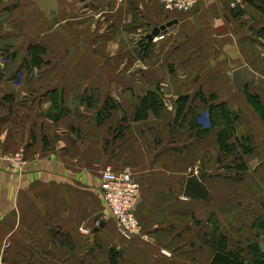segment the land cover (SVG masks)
<instances>
[{"label": "crops", "instance_id": "obj_1", "mask_svg": "<svg viewBox=\"0 0 264 264\" xmlns=\"http://www.w3.org/2000/svg\"><path fill=\"white\" fill-rule=\"evenodd\" d=\"M56 1L47 14L35 0H0V155L25 158L19 170L0 159V264H212L208 220L245 246L264 204V153L227 178L208 107L224 103L238 114L236 137L264 142L248 100L264 105V17L244 0L170 14L158 0ZM30 46L42 60L28 59ZM243 67L254 81L238 90ZM148 93L162 110L134 122ZM181 97L190 112L176 125ZM107 101L116 109L98 123ZM106 167L140 183L133 241L117 235L103 198ZM204 172L207 198L184 196L189 175Z\"/></svg>", "mask_w": 264, "mask_h": 264}, {"label": "trees", "instance_id": "obj_2", "mask_svg": "<svg viewBox=\"0 0 264 264\" xmlns=\"http://www.w3.org/2000/svg\"><path fill=\"white\" fill-rule=\"evenodd\" d=\"M253 10H257L262 17H264V0H244ZM235 10V7H234ZM242 14V10L235 11V17H239ZM258 37L264 39V28L256 31ZM44 54V50L40 46H30L28 49V59L32 61L36 58L42 60L41 55ZM39 61V60H38ZM84 99H90V97H85ZM248 100L252 104L253 109L260 115L262 122H264V105L261 104L260 100L257 99L256 96L248 95ZM188 101V97H181L177 101V113L174 119V123L176 125L179 124V121H183L184 123L187 119V115L190 112L189 107L187 109V113L185 112V107ZM163 107L162 98L157 94L148 93L138 101L135 106V116L133 118L134 122H142L148 117L149 112H153L155 115H159ZM116 109V105L107 101L102 109L97 114V122L103 123L112 113L113 110ZM209 115H210V124L212 127H221L222 129L217 134V146L220 150L225 153L230 154L231 152L234 154V151H239L240 157L236 156L233 160L232 165H223V169L225 170L226 177L228 178V174H232L235 172V176L237 174H241L242 171L246 170V166L243 163L242 157L246 156V154L252 153L254 142L252 138L245 136L242 138L236 137L234 134V127L236 125V121L238 119V114L236 112H232L226 109L224 103H218L216 105H211L208 107ZM195 123L194 120H192ZM180 122V123H181ZM199 131V130H198ZM207 130L199 131L198 133L202 134ZM232 139V143L229 142ZM220 152V151H219ZM222 153V152H221ZM227 155V154H224ZM241 158L239 160L238 158ZM237 161V162H236ZM262 208H264V204H262ZM210 231L208 234V238H210V247L215 252L214 259L212 264H264V250H261L259 247V242L257 239L260 237H264V212L255 219L252 228L254 230V241H248L245 243V246H241L240 244H232L229 242L228 238L223 234L219 233L218 227L214 225V223L210 222ZM249 260V261H248ZM116 260L114 259L113 264H115Z\"/></svg>", "mask_w": 264, "mask_h": 264}, {"label": "built area", "instance_id": "obj_3", "mask_svg": "<svg viewBox=\"0 0 264 264\" xmlns=\"http://www.w3.org/2000/svg\"><path fill=\"white\" fill-rule=\"evenodd\" d=\"M164 12L184 13L192 9L198 0H158ZM11 168L19 170L25 164L23 153L19 151L11 156L2 157ZM103 198L114 218L116 233L120 238L133 241L139 235V228L135 219V209L139 202L140 183L135 179L131 170L114 171L109 167L101 173ZM7 247V246H6ZM164 255L169 253L161 251Z\"/></svg>", "mask_w": 264, "mask_h": 264}, {"label": "water", "instance_id": "obj_4", "mask_svg": "<svg viewBox=\"0 0 264 264\" xmlns=\"http://www.w3.org/2000/svg\"><path fill=\"white\" fill-rule=\"evenodd\" d=\"M39 3L40 8L42 11L44 10L47 14H53L57 8V1L56 0H35ZM169 26V25H167ZM162 29L165 30L166 26H162L154 30L151 35L147 36V41H151L152 38L157 34V32ZM232 81L234 86L238 90H243V88L253 83L254 81V74L248 67L240 68L233 72ZM206 176V173H201L199 175L190 174L187 179V184L184 190V196L188 198H194L198 200H204L207 198V192L205 187L202 184V180Z\"/></svg>", "mask_w": 264, "mask_h": 264}, {"label": "rangeland", "instance_id": "obj_5", "mask_svg": "<svg viewBox=\"0 0 264 264\" xmlns=\"http://www.w3.org/2000/svg\"><path fill=\"white\" fill-rule=\"evenodd\" d=\"M260 123L262 124V123H264V122H261V118H260ZM260 144V143H259ZM259 144H257V148H256V144L254 143V145L255 146H253V152L252 153H249V154H253V153H256V155L257 156H260L261 154H260V151L262 152V153H264V142H262V145L260 144V146H262V147H259L258 145ZM261 149V150H260ZM237 150V149H236ZM234 151V154L231 152L230 154H228V153H225V152H223L222 150H220L219 148H218V152H219V158H218V161H217V163L219 164L218 166H221V167H223V165H232V163H233V160H237V159H234L236 156H239L240 157V152L239 151ZM254 150H255V152H254ZM222 152V153H221ZM224 154H227V155H224ZM238 158V157H237ZM239 160H241V158H238ZM242 160H243V163L245 164V160H244V158L242 157ZM237 162V161H236ZM224 173H227V172H225L224 171ZM239 174H237L236 176H234V177H232L233 179H235V178H239ZM261 213L262 212H264V208H262V205H261ZM253 237V236H252ZM255 240V236L251 239V241H254ZM257 241L259 242L258 244H259V247L261 248V250H264V237H259L258 239H257ZM232 243H235V242H232ZM244 244V243H243ZM249 261V260H248Z\"/></svg>", "mask_w": 264, "mask_h": 264}, {"label": "clouds", "instance_id": "obj_6", "mask_svg": "<svg viewBox=\"0 0 264 264\" xmlns=\"http://www.w3.org/2000/svg\"><path fill=\"white\" fill-rule=\"evenodd\" d=\"M205 116H207V113H205ZM202 124H204V126H208V122L206 120H202L200 121Z\"/></svg>", "mask_w": 264, "mask_h": 264}]
</instances>
